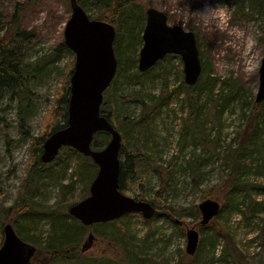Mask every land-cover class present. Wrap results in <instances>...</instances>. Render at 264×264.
<instances>
[{
    "label": "rangeland",
    "instance_id": "obj_1",
    "mask_svg": "<svg viewBox=\"0 0 264 264\" xmlns=\"http://www.w3.org/2000/svg\"><path fill=\"white\" fill-rule=\"evenodd\" d=\"M104 1L77 4L97 20L108 10ZM263 3L131 0L129 16L123 14V37L116 35L113 44L116 75L100 111L121 135L119 160L124 161L123 153L132 155L134 169L124 176L121 193L154 202L160 212L150 219L130 213L85 227L68 209L89 196L91 183L84 185L80 173L93 170V162L61 148L40 177L36 166L47 137L65 123L64 101H69L75 64L63 36L71 16L69 0H0V37L9 29L11 41L4 54L13 52L23 83L20 91L0 88V248L4 226L10 224L35 247L31 264H84L86 259L87 264H264V147L248 144L264 52ZM219 5L227 12L203 15ZM148 8L195 35L203 74L191 93L199 108L190 120L179 57L168 56L137 75L142 40L128 44L123 25L136 20V30L144 28ZM16 32L23 36L14 48ZM123 121V127L133 129L122 128ZM259 133L264 142V126ZM109 139L98 133L92 147L105 146ZM207 199L218 202L220 212L201 227L198 205ZM168 211L174 220L166 217ZM193 227L199 243L189 256L186 231ZM90 233L95 239L81 252ZM71 244L75 252L59 255ZM232 245L240 263L231 256Z\"/></svg>",
    "mask_w": 264,
    "mask_h": 264
},
{
    "label": "water",
    "instance_id": "obj_2",
    "mask_svg": "<svg viewBox=\"0 0 264 264\" xmlns=\"http://www.w3.org/2000/svg\"><path fill=\"white\" fill-rule=\"evenodd\" d=\"M69 5L71 16L63 36L66 47L75 55V64L70 78L67 127L55 131L44 142L40 160L49 164L56 159L61 148L69 147L90 158L98 168L89 187V196L68 209V215L83 226L110 223L131 212H141L145 219H150L155 214L150 203L136 201L119 191L121 136L100 114L103 94L117 71L113 48L115 28L103 21L90 20L77 0H69ZM145 17L138 72L144 74L167 56L173 55L182 61L185 85H196L201 75V64L194 33L169 25L167 15L154 8H148ZM263 101L264 52L255 97L257 104ZM98 133H107L111 139L102 150H93V137ZM198 210L201 215L199 226H207L218 216L220 204L207 199L198 205ZM3 233L0 264H31L35 247L21 240L10 224L4 226ZM94 239L90 233L81 252L88 250ZM186 239V254L193 256L199 243L194 227L187 229Z\"/></svg>",
    "mask_w": 264,
    "mask_h": 264
},
{
    "label": "trees",
    "instance_id": "obj_3",
    "mask_svg": "<svg viewBox=\"0 0 264 264\" xmlns=\"http://www.w3.org/2000/svg\"><path fill=\"white\" fill-rule=\"evenodd\" d=\"M251 1L254 2L255 0H251ZM104 2H105V4H107L108 10L105 13L98 16L96 19L113 25L116 29V35L120 36V34H122L121 33V29H122L121 26L125 20V18L123 17L124 16L123 14L125 13L128 15V13H129L128 7L131 5V0H105ZM262 6L264 7V3ZM90 19H92V18H90ZM135 25L137 27L136 20L133 23V25L130 24L129 27H127L126 24L123 25V27L126 26V30L124 32V38L126 39V42L128 44H132L133 42H135V40H136V43H139L141 41V38H140L141 35L140 34H142V32H143V28L140 26V27H138V31H137L136 30L137 28H135ZM9 27L11 28L13 26L9 25ZM9 33H10V31L8 29L0 37V88H8V89H13V90L17 89L18 91H20L23 88V83H22V78L20 75L18 60L13 56L12 51H10L9 55L4 54V48L7 47L8 43H11V41L8 42V39H7V36ZM22 36H23L22 32H16L13 35L12 42L14 44L13 43L12 44H13L14 48H16V45L17 46L19 45L18 40L21 39ZM122 37H123V34H122ZM119 62L121 63V60ZM201 74H203V72H201ZM137 75L141 76L139 72L137 73ZM197 84L192 86V87L186 86V95H188L187 99H188V102L190 104V112L188 115L189 116L188 120L191 119L190 116H192L193 114L194 115L196 114L197 109L199 108L198 99H195V98L192 99L191 98V93H192L193 89L197 86ZM105 100H106V97H105ZM110 100H111V98H110ZM110 102L111 101H108V104H110ZM64 103L67 104L68 100L65 99ZM251 113H252L251 115L253 118V125H252V133L248 136V144H249V147L252 146V148H256L259 146L262 148V147H264V142L261 141L260 133L258 134V130L262 126H264V102L262 104L255 103L253 106V109L251 110ZM67 117H68L67 108H65L64 126L56 127L52 131V133L66 127ZM121 123H122L121 124L122 128H127V130L133 129V128H128L127 124L125 127H123L124 121ZM140 123H141V121H140ZM254 125H255V128H254ZM118 128H119V130L121 129V127H118ZM123 135H125V132H123ZM124 141L126 142L125 136H124ZM103 147H104V145H94L93 148L97 149V150H101ZM42 151H43V148H41L39 150L40 153ZM63 151L64 152L69 151L71 153V155H73L75 157L78 156V153L71 148H65ZM131 156H126L124 153L122 154V156L120 155L122 160H124L123 162L120 161V176H119V190L120 191H122V189H123V178H124V176L128 172H131L132 169H134ZM87 159L89 161L91 160L89 158H87ZM137 163H136V165H137ZM36 166L39 167L40 171L37 174H39L38 177H40L41 176L40 174L42 172H44L45 169H49V167H51V164H49V165L43 164L41 162L40 158L38 157L37 161H36ZM96 173H97V167L95 165H93V170H91V171H85L84 170L80 173V180L83 182L84 185H89L93 181V179L95 178ZM163 186H164V183H163ZM68 188H69V186L65 187V189H68ZM135 200L145 201L144 199H135ZM151 204L155 208L156 213L160 212V210L158 209V205L156 203L153 202ZM165 215L167 218L174 220V219H172L173 214L170 211L166 212ZM14 227L16 229H18L17 225H15ZM68 233H66L64 236L68 237L69 236ZM261 236L264 237V233H262ZM71 239H72V236H70L69 240H71ZM72 245L73 244H71L68 248H66V250L61 248L59 250V255L67 254V253L71 254V253L75 252L77 247H76V245H73V246ZM232 247L233 248L231 250V256L233 257L234 260H236L240 263V257L238 255L237 249L234 248L235 247L234 245H232ZM61 250H65V251H61ZM60 251L64 252V253H61ZM87 263H89V259H86V261L84 262V264H87ZM191 263H192V261H191ZM236 264H238V263H236Z\"/></svg>",
    "mask_w": 264,
    "mask_h": 264
},
{
    "label": "clouds",
    "instance_id": "obj_4",
    "mask_svg": "<svg viewBox=\"0 0 264 264\" xmlns=\"http://www.w3.org/2000/svg\"><path fill=\"white\" fill-rule=\"evenodd\" d=\"M226 12H227V8L223 5H219V6L209 7V10L206 13H203V15L207 17H218Z\"/></svg>",
    "mask_w": 264,
    "mask_h": 264
},
{
    "label": "bare ground",
    "instance_id": "obj_5",
    "mask_svg": "<svg viewBox=\"0 0 264 264\" xmlns=\"http://www.w3.org/2000/svg\"><path fill=\"white\" fill-rule=\"evenodd\" d=\"M249 48H250V46H249ZM66 127H67V125H66ZM66 127H64V128H66ZM64 128H62V129H64ZM60 130H61V129H60ZM48 138H49V137H47V139H48ZM47 139H46V140H47ZM110 139H111V136H110ZM110 139H109V141H110ZM46 140H45V141H46ZM108 143H109V142H108ZM108 143H107V144H108ZM107 144H106V145H107ZM106 145H105V146H106ZM105 146H104V147H105ZM104 147H103V148H104ZM103 148H102V149H103ZM131 213H139V214H141L142 217L144 218V216H143V214H142L141 212H131ZM128 214H130V213H128ZM128 214H126V215H128ZM126 215H124V216H126ZM124 216H123V217H124ZM144 219H145V218H144Z\"/></svg>",
    "mask_w": 264,
    "mask_h": 264
}]
</instances>
